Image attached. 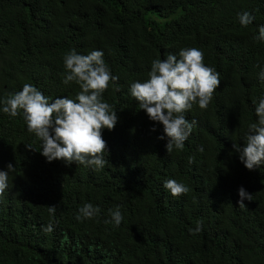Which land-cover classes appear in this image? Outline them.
Returning <instances> with one entry per match:
<instances>
[{
    "label": "trees",
    "instance_id": "trees-1",
    "mask_svg": "<svg viewBox=\"0 0 264 264\" xmlns=\"http://www.w3.org/2000/svg\"><path fill=\"white\" fill-rule=\"evenodd\" d=\"M245 11L255 17L247 27ZM261 25L264 0H0V99L26 83L74 99L79 85L63 83L71 50H102L119 77L103 94L119 120L102 131L109 152L99 171L49 162L22 111L12 117L0 103V170L15 166L0 202V264H264V164L249 170L233 147L244 146L264 98ZM186 47L201 49L221 82L207 109L185 113L197 123L169 154L163 125L129 89L158 56ZM170 179L190 191L173 196ZM241 186L252 193L244 208ZM86 203L100 212L77 220ZM117 207L123 221L105 223ZM198 221L202 230L190 231Z\"/></svg>",
    "mask_w": 264,
    "mask_h": 264
},
{
    "label": "clouds",
    "instance_id": "clouds-1",
    "mask_svg": "<svg viewBox=\"0 0 264 264\" xmlns=\"http://www.w3.org/2000/svg\"><path fill=\"white\" fill-rule=\"evenodd\" d=\"M241 25L247 27L255 17L245 11L238 14ZM259 41H264V25L259 26ZM167 58L159 56L151 62L148 79L137 80L130 85L131 96L139 102L150 120L163 125L164 135L159 139L168 138L166 149L169 154L173 149L182 151L185 142L191 135L197 121H189L185 113L194 104L201 109H207L221 79L220 73L204 63V53L195 47L181 48L178 52L166 53ZM66 74L63 83L75 82L80 91L76 97H57L50 99L35 85L24 84L21 91L8 94L0 99L3 112L16 117L23 114L27 129L34 133L42 142L41 153L49 162L63 160L67 164L77 162L90 166L95 171L103 169L108 161L104 157L109 152L107 142L103 138V129L113 130L119 120L116 110L105 101L103 94L111 81H117L118 76L111 73L104 61L102 50H92L87 54L71 50L63 57ZM264 80V71L260 73ZM253 103H257L255 99ZM257 120L248 126V133L243 138L242 147L234 144V151L239 153L241 162L249 170L264 164V98H261L255 108ZM155 128H153V131ZM54 133V134H53ZM33 149L32 145H27ZM37 150V149H36ZM204 151L203 147L199 149ZM192 163V160H189ZM15 171V166L9 163L7 171L0 170V202L9 187V174ZM164 188L173 196L187 194L190 188L175 179L165 180ZM239 192V207L246 206L245 200H252V193L243 186ZM56 206L51 205L49 212L55 214ZM100 212L99 207L91 203L84 204L76 216L77 220L91 219ZM111 219L105 223L115 222L117 226L124 217L120 208L109 209ZM45 232L53 230L49 223ZM202 230V221L197 222L195 229Z\"/></svg>",
    "mask_w": 264,
    "mask_h": 264
}]
</instances>
